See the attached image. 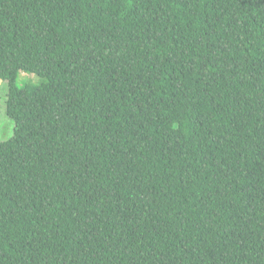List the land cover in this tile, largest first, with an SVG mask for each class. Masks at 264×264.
I'll return each instance as SVG.
<instances>
[{"label": "trees", "instance_id": "16d2710c", "mask_svg": "<svg viewBox=\"0 0 264 264\" xmlns=\"http://www.w3.org/2000/svg\"><path fill=\"white\" fill-rule=\"evenodd\" d=\"M0 79V264H264V0H0Z\"/></svg>", "mask_w": 264, "mask_h": 264}, {"label": "rangeland", "instance_id": "374dc122", "mask_svg": "<svg viewBox=\"0 0 264 264\" xmlns=\"http://www.w3.org/2000/svg\"><path fill=\"white\" fill-rule=\"evenodd\" d=\"M38 84L40 78L35 75L21 73L19 84ZM8 100V83L0 79V141H8L14 135L15 122L6 113V103Z\"/></svg>", "mask_w": 264, "mask_h": 264}]
</instances>
